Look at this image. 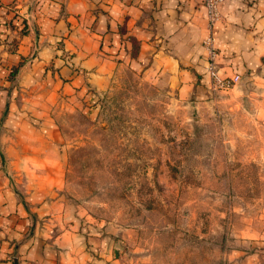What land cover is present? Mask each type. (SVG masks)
Listing matches in <instances>:
<instances>
[{"label": "rangeland", "instance_id": "1", "mask_svg": "<svg viewBox=\"0 0 264 264\" xmlns=\"http://www.w3.org/2000/svg\"><path fill=\"white\" fill-rule=\"evenodd\" d=\"M237 82L181 96L121 62L58 101L41 167L105 264H264V67Z\"/></svg>", "mask_w": 264, "mask_h": 264}, {"label": "crops", "instance_id": "2", "mask_svg": "<svg viewBox=\"0 0 264 264\" xmlns=\"http://www.w3.org/2000/svg\"><path fill=\"white\" fill-rule=\"evenodd\" d=\"M219 9L211 27L217 67L256 75L264 0H223ZM208 31L201 0H0V256L34 225L18 264H105L41 167L56 105L65 92L100 91L121 62L181 96L202 91Z\"/></svg>", "mask_w": 264, "mask_h": 264}, {"label": "built area", "instance_id": "3", "mask_svg": "<svg viewBox=\"0 0 264 264\" xmlns=\"http://www.w3.org/2000/svg\"><path fill=\"white\" fill-rule=\"evenodd\" d=\"M206 8V16L208 22V33L203 40L205 46V73L209 79V85L215 88L227 89L231 87L238 79L239 75L226 74L220 71L216 64L217 50L214 46L211 27L221 18L219 5L223 0H201Z\"/></svg>", "mask_w": 264, "mask_h": 264}]
</instances>
